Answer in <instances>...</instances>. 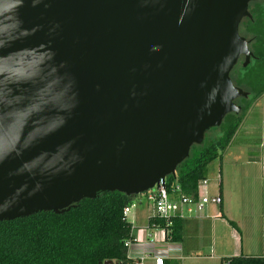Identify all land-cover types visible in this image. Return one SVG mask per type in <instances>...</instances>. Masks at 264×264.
Listing matches in <instances>:
<instances>
[{"label":"water","instance_id":"water-1","mask_svg":"<svg viewBox=\"0 0 264 264\" xmlns=\"http://www.w3.org/2000/svg\"><path fill=\"white\" fill-rule=\"evenodd\" d=\"M250 1L0 0V221L175 176L248 96Z\"/></svg>","mask_w":264,"mask_h":264},{"label":"trees","instance_id":"trees-1","mask_svg":"<svg viewBox=\"0 0 264 264\" xmlns=\"http://www.w3.org/2000/svg\"><path fill=\"white\" fill-rule=\"evenodd\" d=\"M252 18V21L246 20L243 30L245 35L253 34L250 48L255 58L254 64L251 61L245 68L247 70L256 63V71L250 77L238 73L237 79L246 80L247 86L254 90L253 96L258 97L264 92V84H260L264 78V13H256ZM239 122L240 118L227 121L222 138L192 145L188 157L177 165L175 176L165 177L166 188L178 184L181 193L196 196L199 183L209 180V165L215 159H221ZM198 146L200 149H196ZM134 197L136 195L127 196L117 191L105 192L92 199L84 198L62 213L39 211L0 221V264H98L106 260L139 264L138 260L128 256L124 244L126 240L132 241L134 234L132 224L122 210ZM190 221V218L177 217L167 221L151 215L148 225L152 229H162L165 238L179 243L183 256H188L189 252L199 250L197 245L192 246L198 238L187 233ZM208 240L209 235L205 232L202 243L206 242L205 246H208ZM164 264L168 261L164 260ZM220 264H264V257H222Z\"/></svg>","mask_w":264,"mask_h":264},{"label":"crops","instance_id":"crops-1","mask_svg":"<svg viewBox=\"0 0 264 264\" xmlns=\"http://www.w3.org/2000/svg\"><path fill=\"white\" fill-rule=\"evenodd\" d=\"M262 95L264 96V92ZM256 105L261 107L258 102L255 103ZM250 109H248L246 115L235 129L222 155L225 150L230 149L236 152L235 158H240L239 156L241 155V157L246 158V164L258 165V175L255 174L253 176L251 174V167V170L249 168L245 169L244 173L246 179L253 178L255 181L254 191L264 194V173L261 167L264 163V125L262 127L255 122L258 116H263L261 121L264 124V108L261 107L260 114L256 111L257 114L254 115H251ZM219 172L217 174L219 179L217 177L213 180L209 178L206 186L200 187V191L209 195L219 194L222 202L218 206L206 205L196 217L190 218L191 221L187 233L198 238L192 246L197 245L199 249L205 246L206 242L202 243V237L206 232V236L209 235L208 258L221 259L222 257L235 255L264 257V205L255 203L244 205L241 202L240 196L239 202L236 205L230 204V191L227 190V186L223 182L221 170ZM232 177L231 187L234 190L236 189L237 193L242 194L241 178L236 179L235 174ZM135 198L130 203L131 208L127 213V215L131 213V221L127 219V215L125 216L131 224L133 223L132 227L136 229L133 232L134 237H137L141 242L147 239L161 240L164 234L163 230L152 229L148 225L149 217L152 214L151 204L147 201L146 196L145 203L141 201L136 202ZM156 246H167L169 248L171 255L165 259L168 261V264L176 262L184 264L185 259L197 255L189 252L188 256H183L181 246L177 242L163 244L160 242ZM143 250L144 248L141 246H133L128 251V255L133 256L137 251L143 252ZM189 250L191 251L190 248ZM150 260V258H145L143 263L152 264Z\"/></svg>","mask_w":264,"mask_h":264},{"label":"rangeland","instance_id":"rangeland-1","mask_svg":"<svg viewBox=\"0 0 264 264\" xmlns=\"http://www.w3.org/2000/svg\"><path fill=\"white\" fill-rule=\"evenodd\" d=\"M240 32L243 36H245L246 39L253 37L252 33H249L247 35H245V31L243 30V28L241 27ZM253 43V42H252ZM251 43V44H252ZM250 44V46H251ZM251 50V49H250ZM252 64H254V61H252ZM256 63L255 65L252 67L250 66L247 70L245 67H239V64L236 65V67H234L232 73L229 75L230 79L232 81V83L239 87L240 89H242L243 91L248 92V97L244 98V97H238L234 102L238 105L241 106V110L237 115V119L240 118V122L241 120L244 118V116L246 115L248 109H250L251 115L257 114L256 111H260L261 107L264 108V96L261 94L258 97H254L253 96V89H250L247 84L244 82L246 80L242 79L240 80V78L237 79V75H239L238 73H241L240 75H244L246 77H250L253 73H255L256 71ZM237 71V72H236ZM239 75V76H240ZM261 85L264 84V78L262 79ZM259 84V85H260ZM258 102L260 106H255V103ZM255 111V112H254ZM233 113H229L227 115H225V117L222 120L221 125L214 130H210L208 132L205 133V137L203 140V143H207L209 141H211L212 139H219L222 138L223 133H224V127L227 125V121H231L233 122L234 120H236L235 117H233L232 115ZM260 114V112H259ZM263 116H258L253 117L256 118L255 122L257 124H259L260 126L263 127V122L261 121ZM239 122V123H240ZM239 125V124H238ZM227 128V127H226ZM196 149H200L199 146ZM236 152H233L230 149L225 150V152L223 153L222 157L223 159L221 160L219 159H215L213 162H211V164L209 165V178L210 179H214L217 177V174H219L220 170H221V175H222V179L224 184H226L227 186V190L230 191V201L229 203L232 204L233 206L236 205V203L239 202V196L241 197V202L246 205L248 203H255V204H261L264 205V194H261L259 192H255L254 191V180L252 179H246V175H245V169L251 167L252 171L251 174L254 176L255 174H257V172L259 171V166L256 164H246L245 157H241V155L239 156L240 158H235ZM221 157V158H222ZM238 159V161H237ZM221 166V168H220ZM250 169V170H251ZM241 172V173H240ZM235 174L236 179L237 178H241V186H242V194L241 193H237V190L231 187V183H232V175ZM240 174V175H239ZM258 175V174H257ZM252 176V177H253ZM136 202L137 201H141V202H146L145 200V196L144 194L140 193L138 195H136L135 198ZM130 215L131 213H129L127 215V219L131 221L130 219ZM133 226V223H132ZM136 229L133 228V232ZM208 247L209 246H203L202 248H200L198 250L197 253H195L196 256H191L192 258L189 259H185L184 260V264H220V259H214V258H208L207 257V251H208ZM206 254V256H205Z\"/></svg>","mask_w":264,"mask_h":264},{"label":"built area","instance_id":"built-area-1","mask_svg":"<svg viewBox=\"0 0 264 264\" xmlns=\"http://www.w3.org/2000/svg\"><path fill=\"white\" fill-rule=\"evenodd\" d=\"M262 171L264 173V163L262 164ZM219 179V176H217ZM207 180H202L197 189L196 196L185 195L180 192L178 184L173 185L170 189L165 186L164 180H159L156 187L153 190L143 192L147 201L151 204L152 214L155 217L169 221L171 218H192L196 217L206 205L218 206L221 204L222 199L219 194L209 195L200 191V187L206 186ZM131 208V205L123 208V215H127ZM155 229V228H153ZM164 233V231H163ZM171 242L165 238V233L161 240L147 239L141 242L137 237H134L132 241L126 240L124 244L127 247V252L133 246H141L144 248L143 252L137 251L133 256H129L132 259L139 261V264H144L145 258H150L152 264H164V260L169 258L171 252L169 248L163 246H156L157 243Z\"/></svg>","mask_w":264,"mask_h":264},{"label":"flooded vegetation","instance_id":"flooded-vegetation-1","mask_svg":"<svg viewBox=\"0 0 264 264\" xmlns=\"http://www.w3.org/2000/svg\"><path fill=\"white\" fill-rule=\"evenodd\" d=\"M247 10H248V13L251 15V17H244V18H242L241 19V21H240V23H239V25H238V33L241 35V36H243L242 34H241V32H240V29H241V27L243 28L244 27V23L246 22V20H250V21H252V17L256 14V13H260V12H262V13H264V0H253V1H250V2H248V6H247ZM245 30V29H244ZM244 38H245V36H243ZM246 39V38H245ZM247 40V46H248V49L250 50L251 48H250V44H251V40H252V37L251 38H248V39H246ZM251 52H252V54H253V56H252V58L250 59V62L255 58V55H254V51L251 49L250 50ZM242 62H243V56H240L239 57V59L237 60V62H236V64L233 66V68L231 69V71H230V73H229V75L232 73V71H233V69H234V67H236V65H242ZM249 62V63H250ZM248 63V64H249ZM249 95V94H248ZM248 97V96H247ZM237 99V98H236ZM235 99V100H236ZM234 100V101H235ZM221 125V124H220ZM219 125V126H220ZM218 126V127H219ZM218 127H214V128H211L212 130H214V129H217ZM211 129H209V130H207L206 132H208V131H210ZM205 132V133H206ZM204 137H205V135H204ZM204 140V139H203Z\"/></svg>","mask_w":264,"mask_h":264}]
</instances>
